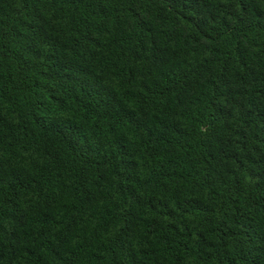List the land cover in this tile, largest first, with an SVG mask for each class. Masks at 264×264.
I'll return each instance as SVG.
<instances>
[{"label":"trees","instance_id":"1","mask_svg":"<svg viewBox=\"0 0 264 264\" xmlns=\"http://www.w3.org/2000/svg\"><path fill=\"white\" fill-rule=\"evenodd\" d=\"M0 264H264V0H0Z\"/></svg>","mask_w":264,"mask_h":264}]
</instances>
